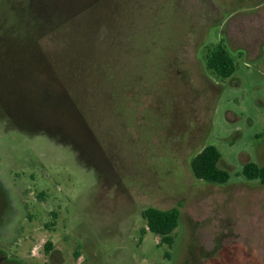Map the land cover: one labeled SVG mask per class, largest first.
Instances as JSON below:
<instances>
[{"label":"rangeland","instance_id":"obj_1","mask_svg":"<svg viewBox=\"0 0 264 264\" xmlns=\"http://www.w3.org/2000/svg\"><path fill=\"white\" fill-rule=\"evenodd\" d=\"M233 14L264 0H0V264H264V47ZM208 145L225 185L191 173ZM148 208L179 210L170 247Z\"/></svg>","mask_w":264,"mask_h":264},{"label":"trees","instance_id":"obj_2","mask_svg":"<svg viewBox=\"0 0 264 264\" xmlns=\"http://www.w3.org/2000/svg\"><path fill=\"white\" fill-rule=\"evenodd\" d=\"M206 68L217 77L223 79L230 77L234 73V62L222 43L207 53ZM220 159L221 155L214 146H205L190 162V170L193 177L210 185L227 184L230 176L218 166ZM241 174L248 181L256 180L261 185H264V165L260 166L249 162L243 166ZM179 215L177 208L168 210L146 209L141 214L146 225L145 229L141 230V235L143 236L150 232L159 238L161 244H166L170 247L174 242L172 233L178 226ZM51 245L50 242L45 244L46 252L50 250Z\"/></svg>","mask_w":264,"mask_h":264},{"label":"crops","instance_id":"obj_3","mask_svg":"<svg viewBox=\"0 0 264 264\" xmlns=\"http://www.w3.org/2000/svg\"><path fill=\"white\" fill-rule=\"evenodd\" d=\"M235 15H231L230 33L228 35V39L230 37L234 39L231 42V44L233 43L232 49H243L252 61L261 58L264 47V18L256 23L246 20L235 22L238 18Z\"/></svg>","mask_w":264,"mask_h":264},{"label":"flooded vegetation","instance_id":"obj_4","mask_svg":"<svg viewBox=\"0 0 264 264\" xmlns=\"http://www.w3.org/2000/svg\"><path fill=\"white\" fill-rule=\"evenodd\" d=\"M46 251V250H45ZM51 251V248L50 250L47 252L49 253ZM247 257H250L248 260H247V264H259L258 262L255 261L254 259V256H252V254L250 253H247ZM237 258V257H236ZM235 258V259H236ZM228 264H241V262H238L237 260H234V261H229ZM243 264V263H242ZM260 264H262V262H260Z\"/></svg>","mask_w":264,"mask_h":264}]
</instances>
